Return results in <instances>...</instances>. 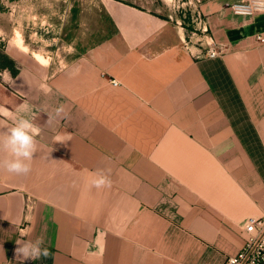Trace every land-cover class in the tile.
I'll return each mask as SVG.
<instances>
[{"label":"crops","instance_id":"0c3cea01","mask_svg":"<svg viewBox=\"0 0 264 264\" xmlns=\"http://www.w3.org/2000/svg\"><path fill=\"white\" fill-rule=\"evenodd\" d=\"M68 1L72 46L57 62L26 35L27 51L11 45L12 25L51 23L44 6ZM200 1L207 32L192 10L178 26L166 0H0L13 7L0 11V53L17 71L8 84L0 70V132L18 114L38 129L30 173L0 168V264H21L16 240L37 238L50 256L23 264H224L241 252L247 219L264 215V13ZM101 170L111 183L96 188Z\"/></svg>","mask_w":264,"mask_h":264},{"label":"clouds","instance_id":"9594fccd","mask_svg":"<svg viewBox=\"0 0 264 264\" xmlns=\"http://www.w3.org/2000/svg\"><path fill=\"white\" fill-rule=\"evenodd\" d=\"M5 82L13 84V80L5 70ZM5 109H0V113L5 112ZM28 105H22L19 112H27ZM64 112L63 106L56 109L57 115ZM66 115V114H65ZM6 131L0 132V153H6L7 158L0 160V168L6 169L8 173L17 175H27L31 171V161L33 154L36 152V133L38 129L34 126L29 118L25 115H16L13 119L11 127L6 128ZM96 188L110 186L109 177L101 170L97 172L91 181ZM27 233L22 232L21 236ZM18 247L16 255L21 259V264L24 260H40L47 259L50 252L46 247H43L44 241L42 238L36 240L18 239L16 240Z\"/></svg>","mask_w":264,"mask_h":264},{"label":"built area","instance_id":"2783aa9c","mask_svg":"<svg viewBox=\"0 0 264 264\" xmlns=\"http://www.w3.org/2000/svg\"><path fill=\"white\" fill-rule=\"evenodd\" d=\"M173 10L183 16L177 21V25L184 27L190 11L193 13V21L203 32H207L206 24L202 17L200 0H166ZM231 11L240 17H252L258 13H264V0H243L231 5ZM194 36L196 33H193ZM257 43L264 45V35H258ZM207 55L216 58L221 55V51L214 43L208 44ZM118 86L117 81L112 82ZM245 231L248 236L245 246L237 256H229L224 264H264V215L262 217H251L247 219Z\"/></svg>","mask_w":264,"mask_h":264},{"label":"rangeland","instance_id":"374dc122","mask_svg":"<svg viewBox=\"0 0 264 264\" xmlns=\"http://www.w3.org/2000/svg\"><path fill=\"white\" fill-rule=\"evenodd\" d=\"M2 1H4L6 4H8L9 1H11L12 3L11 5H15V4H18V2H20L19 4L24 6L26 3L25 1L27 0H2ZM52 1L53 2L51 3L54 4L55 6L56 2H59L60 0H52ZM29 2L27 4L28 6L30 5ZM34 5H36L35 2L32 4V6H33L34 11H36L34 8ZM71 5L72 4H70L69 1L66 2L64 6V10L61 11L60 7L59 8L57 6L50 7L46 4V6H44L41 12L43 14H48L49 16L52 17L51 23H47V24L20 23L18 25H12V28H15V26H17L16 29L18 31L16 32V36H17L16 39L10 40L11 45L20 47L24 51H27V49H25L24 39H23V37L26 35L27 36L26 42H28V44H32L34 48H37V49H33V51H37L38 53L45 54L44 55L45 57H42L41 55L37 54L36 58L38 59L41 58V60H43L42 63H49V61H51V63L57 62V60L62 58V56L60 57L58 55L60 53L62 54L63 47L72 46L71 37L73 34L74 25L68 22L70 21V16H72V13L69 10V6ZM12 10H13V7H12ZM12 10L9 5H8V8L6 6H0V11L2 13L8 14ZM21 15H23V13ZM63 16L67 18H65L64 20L66 23L63 25L64 31L62 32L61 30L62 24L58 22L62 21L60 17L63 18ZM28 19L29 18L27 17V20ZM6 24H7L6 22H3V20H0V29L2 31H3V28L7 27ZM5 33L7 35H10L8 30ZM35 33L36 35H34L33 38H31V36ZM57 38H64V41L57 39ZM8 41L9 39L6 40V43ZM67 42H70L68 43L69 45L65 44ZM44 59H47V60H44Z\"/></svg>","mask_w":264,"mask_h":264},{"label":"trees","instance_id":"16d2710c","mask_svg":"<svg viewBox=\"0 0 264 264\" xmlns=\"http://www.w3.org/2000/svg\"><path fill=\"white\" fill-rule=\"evenodd\" d=\"M15 62L7 55L0 53V70H9L14 76L17 75Z\"/></svg>","mask_w":264,"mask_h":264}]
</instances>
